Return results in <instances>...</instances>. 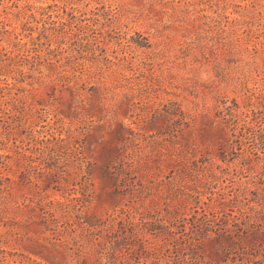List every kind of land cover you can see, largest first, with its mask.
<instances>
[{"label": "rangeland", "instance_id": "1", "mask_svg": "<svg viewBox=\"0 0 264 264\" xmlns=\"http://www.w3.org/2000/svg\"><path fill=\"white\" fill-rule=\"evenodd\" d=\"M0 264H264V0H0Z\"/></svg>", "mask_w": 264, "mask_h": 264}]
</instances>
